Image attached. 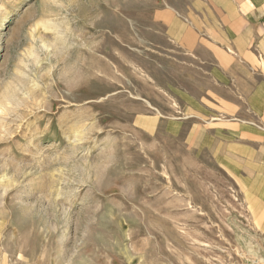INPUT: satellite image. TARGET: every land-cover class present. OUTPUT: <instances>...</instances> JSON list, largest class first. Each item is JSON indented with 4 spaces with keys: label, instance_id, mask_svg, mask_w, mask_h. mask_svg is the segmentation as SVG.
<instances>
[{
    "label": "rangeland",
    "instance_id": "374dc122",
    "mask_svg": "<svg viewBox=\"0 0 264 264\" xmlns=\"http://www.w3.org/2000/svg\"><path fill=\"white\" fill-rule=\"evenodd\" d=\"M225 4L0 0V264H264V141L171 39Z\"/></svg>",
    "mask_w": 264,
    "mask_h": 264
},
{
    "label": "crops",
    "instance_id": "0c3cea01",
    "mask_svg": "<svg viewBox=\"0 0 264 264\" xmlns=\"http://www.w3.org/2000/svg\"><path fill=\"white\" fill-rule=\"evenodd\" d=\"M250 1L253 11H242L246 0H226L224 13L208 24L186 19L183 29L174 31L171 24L170 31L171 39L208 77L210 99L225 114L238 117L236 132L264 141V0ZM249 155L250 163L261 160Z\"/></svg>",
    "mask_w": 264,
    "mask_h": 264
}]
</instances>
